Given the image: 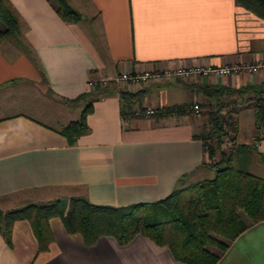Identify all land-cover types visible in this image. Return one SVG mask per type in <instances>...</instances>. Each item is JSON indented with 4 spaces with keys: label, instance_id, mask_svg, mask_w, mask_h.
Returning <instances> with one entry per match:
<instances>
[{
    "label": "crops",
    "instance_id": "1",
    "mask_svg": "<svg viewBox=\"0 0 264 264\" xmlns=\"http://www.w3.org/2000/svg\"><path fill=\"white\" fill-rule=\"evenodd\" d=\"M9 1L20 40L0 37L2 209L67 195L117 205L153 201L209 177H202L212 169L197 135L205 107L168 115L146 114L145 107L206 100L179 78L264 89V17L235 0H67L77 20L63 19L51 0ZM223 66L229 71L217 69ZM163 68L197 70L115 81L124 71ZM121 89L142 90L133 106L138 113L122 114ZM87 90L97 92L87 129L69 141L61 129L85 105L71 99ZM251 102L236 103L235 141L254 145L247 168L257 173L252 165L264 167V128L255 137ZM238 212L245 226L213 264H264V218ZM48 227L44 247L27 218L13 221L8 240L0 230V264H192L141 233L123 243L110 234L86 243L58 214Z\"/></svg>",
    "mask_w": 264,
    "mask_h": 264
},
{
    "label": "trees",
    "instance_id": "2",
    "mask_svg": "<svg viewBox=\"0 0 264 264\" xmlns=\"http://www.w3.org/2000/svg\"><path fill=\"white\" fill-rule=\"evenodd\" d=\"M264 17V0H235ZM57 13L65 20H77L79 12L67 0H51ZM0 37L9 36L19 41L18 16L9 0H0ZM179 83L190 92L202 93L206 100L201 113L206 121L198 137L204 150L203 162L212 176L180 184L162 198L153 201H134L126 204L98 203L85 195H67L42 201L0 208V230L8 240L12 223L27 218L37 236L39 247L50 239L48 218L60 215L68 231L81 233L86 243L101 234H110L120 243L141 233L158 244L169 247L172 255L192 264H213L228 241L245 223L239 209L251 221L264 218V176L247 168L252 143L236 142L237 130L234 111L239 99H252L255 110V137L264 128V89L257 84L233 86L226 83L197 82L179 78ZM97 95L83 91L71 100H83L85 105L78 118L71 119L61 131L69 141L87 129L85 113ZM121 112L136 114L134 104L142 98V90H120ZM191 99L155 108L154 115L183 113L194 109ZM138 108H142L138 106ZM230 143L226 144L225 140ZM206 147V152H205ZM264 161V151L260 153Z\"/></svg>",
    "mask_w": 264,
    "mask_h": 264
},
{
    "label": "built area",
    "instance_id": "3",
    "mask_svg": "<svg viewBox=\"0 0 264 264\" xmlns=\"http://www.w3.org/2000/svg\"><path fill=\"white\" fill-rule=\"evenodd\" d=\"M219 71L221 72H226V71H229L230 69V66H223V67H219L217 68ZM197 68H191V69H179V68H176V69H171V68H163L161 71H158V72H153V73H149L148 71H144L142 74H138V75H131L127 72H121L120 74L116 75L115 76V81L116 82H120V81H125V80H128L130 78H134V79H139V78H148L150 75L152 77H159L161 75H168L170 74L171 72H175V73H189L191 71H196ZM137 83V81H136ZM263 102H264V97H263ZM192 106L194 107V109H198L199 108V103L198 101H193L192 103ZM155 108L152 107V106H146L145 109H144V112L146 114H150L152 112H154ZM135 113H138L139 110L138 109H135L134 110ZM225 143L226 144H229L230 143V140L229 139H226L225 140ZM205 152H206V147H205Z\"/></svg>",
    "mask_w": 264,
    "mask_h": 264
},
{
    "label": "rangeland",
    "instance_id": "4",
    "mask_svg": "<svg viewBox=\"0 0 264 264\" xmlns=\"http://www.w3.org/2000/svg\"><path fill=\"white\" fill-rule=\"evenodd\" d=\"M166 77V76H165ZM167 78H169V79H173L174 78V75H169V76H167ZM199 104H200V102H199ZM201 107V106H200ZM256 165V166H255ZM252 167H256L255 169H256V171H257V173H262L263 171H264V167L262 166V165H260V164H257V163H255L254 162V164L252 165ZM213 174V171L211 170V171H209V173L208 174H202L203 176L202 177H206V176H211Z\"/></svg>",
    "mask_w": 264,
    "mask_h": 264
}]
</instances>
